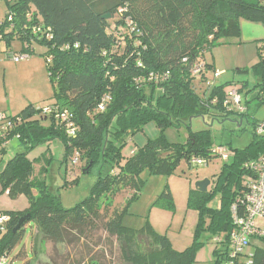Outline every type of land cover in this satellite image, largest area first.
Wrapping results in <instances>:
<instances>
[{"label": "trees", "instance_id": "16d2710c", "mask_svg": "<svg viewBox=\"0 0 264 264\" xmlns=\"http://www.w3.org/2000/svg\"><path fill=\"white\" fill-rule=\"evenodd\" d=\"M258 1L3 0L6 11L0 21V43L8 50L14 41L23 46L22 55L13 58L31 56L34 43L46 47L56 105L69 113L67 123L75 134L68 135L67 123L44 115L42 109L33 105L18 116L8 117L21 121L7 137L12 132L19 135L11 142L18 141L24 152L7 164L0 174V183L10 198L25 196L29 208L24 212H0V218H9L0 224V259L8 258L12 263L10 256L31 222L45 240L73 245L87 230L98 228L100 200L129 188L131 197L122 212L103 221L101 227L122 243V261L196 264L197 240L192 247L178 252L166 236L157 234L149 224L137 231L123 222L129 214V204L140 194L144 171L171 176L182 162L201 167L194 161L208 164L213 156L219 157L213 153L218 146L213 147L208 130H190L185 144H172L164 134L167 128L186 125L190 129V120L206 117L247 121L246 115L229 110L230 104L226 105L228 89L235 84H216L223 74L216 79L218 71L205 63L204 57L224 40L239 38L242 20L264 25V5ZM35 30L40 32L36 34ZM260 42L264 47V40ZM260 54L252 73L259 80L255 88L264 103V56ZM208 71H213L212 79ZM44 121L48 124L43 125ZM150 125L159 135L139 138ZM56 141L64 148L65 176L74 172H67L68 164L73 169L81 165L85 175L95 167L101 168L89 197L72 209L62 206L47 182L49 160L44 161L39 171L41 178H37L34 162L28 157L35 148ZM10 143H0V156L7 152ZM129 144H134V150L126 156L124 151ZM227 149L232 155L211 181V190L203 193L196 189L189 194L188 209L198 215L195 238L201 233L224 237L218 240L221 249L214 251L213 264H264V238H251L244 253L234 255L230 249V235L238 229L232 206L248 193L246 179L250 173L245 165L264 155V135L254 134L244 149ZM105 167L111 171L102 176ZM64 182L66 188L77 180ZM218 196V206L212 207ZM163 198L171 200L167 193ZM26 215L30 220L15 231ZM144 237L150 240L145 254L138 252L135 243L136 238Z\"/></svg>", "mask_w": 264, "mask_h": 264}, {"label": "rangeland", "instance_id": "374dc122", "mask_svg": "<svg viewBox=\"0 0 264 264\" xmlns=\"http://www.w3.org/2000/svg\"><path fill=\"white\" fill-rule=\"evenodd\" d=\"M264 5V0L258 1ZM6 6L0 0V21L4 18ZM250 22L242 20L239 38L224 40L222 45L214 47L205 54V63L216 68L223 75L216 84L233 83L235 88L243 92L240 94L242 106L245 107L247 117L242 124L235 119L212 120L195 118L190 120V129L186 125L179 128L169 127L164 132L166 139L172 144H185L189 132L196 133L208 130L213 147L224 146L233 149L246 148L254 138V126L264 123V103L258 98L260 92L255 88L258 78L253 76L252 68L264 56V47L260 41H254L244 35L245 24ZM258 25V26H257ZM260 25V26H259ZM254 32L264 35V25L256 24ZM241 42V43H240ZM2 48V46H0ZM23 46L14 41L12 48L7 53L0 54V113L8 117L18 116L28 106L36 108L56 106V88L51 82L48 72V58L46 47L38 43L32 45L33 54L22 56L16 60L14 55L21 56ZM213 71L208 75L213 78ZM246 86L245 88L243 86ZM264 100V98H262ZM63 112V111H62ZM48 122L44 121L43 125ZM159 131L150 125L139 138H155ZM137 144V142L135 141ZM134 144H129L125 155H130ZM230 151V150H229ZM24 152L23 146L16 140L7 147V152L0 156V174L7 164L19 153ZM29 159L34 162V176L41 178L39 171L44 167V161L49 160L50 167L47 182L53 192L60 197L65 209H72L86 200L96 182L101 168L95 167L90 174H83L81 165L75 169L68 164V171L72 174L65 176L66 166L62 164L64 148L60 142L41 145L29 154ZM225 160L215 157L208 160L204 167H190L182 162L175 175L166 176L150 174L144 171L141 175L142 186L139 196L129 204V214L124 218V226L140 231L149 224L160 235L166 236L174 250L183 252L192 247L197 240L195 258L196 264H213L214 251L221 249L218 240L223 236L212 237L208 233L196 236L198 215L188 209V198L191 191L196 190V184L202 181H212L220 174ZM111 170L105 167L102 176ZM64 179L69 182L77 180L63 188ZM213 183L208 189L211 190ZM132 191L125 188L114 197H103L97 208L101 211L98 228L87 230L85 235L70 244H54L43 238V235L34 223L25 228V236L21 243L14 249L10 258L11 264H127L122 260V243L116 237H110L101 227L103 221L109 220L117 213H121L126 201L130 199ZM167 193L171 200L163 198ZM37 193L34 192V196ZM219 196L211 204L218 206ZM29 208V201L25 196L12 199L7 192L3 193L0 183V212H24ZM149 238L135 239L139 253H146L149 247Z\"/></svg>", "mask_w": 264, "mask_h": 264}, {"label": "built area", "instance_id": "2783aa9c", "mask_svg": "<svg viewBox=\"0 0 264 264\" xmlns=\"http://www.w3.org/2000/svg\"><path fill=\"white\" fill-rule=\"evenodd\" d=\"M39 30H35V33H39ZM47 39L50 35L46 34ZM24 58V57H22ZM21 57L16 60L22 59ZM51 59H49V62ZM195 73H200V69L195 70ZM223 73L217 72L215 77L218 79ZM229 97L226 105H229V110H234L240 115H245L247 110L242 106V99L240 97L239 90L233 88L229 90ZM104 105L101 109H104ZM42 113L46 116H54L57 120L62 123H67L69 113L67 111H61L56 106L45 107L42 109ZM21 121H12L6 114L0 113V143H10L12 139H17L19 135H15L12 132V136L7 137V133L15 130ZM16 126V127H15ZM68 135H74L75 129L70 123H67ZM254 134L259 137L264 135V123L257 124L254 128ZM1 149V146H0ZM215 155H218L223 160L228 161L232 155L224 146H218L213 151ZM75 160L73 163H76ZM195 164L204 167L207 163L203 160H195ZM246 170L250 173V176L246 179V186L248 193L245 198L237 202L232 206L233 219L235 224L238 226L236 231H233L230 235V249L233 250V254L246 252L249 246V240L255 237L264 238V155L259 157L256 161L245 165ZM9 221L8 217L0 218V224H5ZM0 264H11L8 258H1Z\"/></svg>", "mask_w": 264, "mask_h": 264}, {"label": "crops", "instance_id": "0c3cea01", "mask_svg": "<svg viewBox=\"0 0 264 264\" xmlns=\"http://www.w3.org/2000/svg\"><path fill=\"white\" fill-rule=\"evenodd\" d=\"M245 26H244V29H243V33L245 36H247L250 40V39H253L254 40V37H255V40L254 41H262L264 40V35L260 36L258 32H254V28H256V24L255 25H251V24H248V23H244ZM258 26V25H257ZM260 26V25H259ZM241 43V42H240ZM0 46H2V48H0V54L1 53H7L9 50L6 48V46L2 43H0ZM214 71H217L215 67H213ZM222 73V72H221ZM210 77V76H209ZM236 86H234L233 88H235ZM233 88H230V89H233ZM228 89V91L230 90ZM242 93V92H241ZM242 124V122L240 123ZM143 139V138H142ZM139 141V140H138ZM134 149H132L133 151ZM131 151V153H132ZM131 156V154H130Z\"/></svg>", "mask_w": 264, "mask_h": 264}, {"label": "water", "instance_id": "95a60500", "mask_svg": "<svg viewBox=\"0 0 264 264\" xmlns=\"http://www.w3.org/2000/svg\"><path fill=\"white\" fill-rule=\"evenodd\" d=\"M105 18H109V17H105ZM210 185H211V181H210V180L202 181V182L196 184V189H198L199 191L205 193V192L208 191V187H209ZM29 220H30V216H29V215H26L25 217H23V218L19 221V223H18V225H17L15 231L21 229V227L24 225V223H25L26 221H29Z\"/></svg>", "mask_w": 264, "mask_h": 264}, {"label": "flooded vegetation", "instance_id": "af4514ba", "mask_svg": "<svg viewBox=\"0 0 264 264\" xmlns=\"http://www.w3.org/2000/svg\"><path fill=\"white\" fill-rule=\"evenodd\" d=\"M211 186V185H210Z\"/></svg>", "mask_w": 264, "mask_h": 264}]
</instances>
